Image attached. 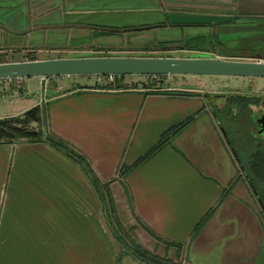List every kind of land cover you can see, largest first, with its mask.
Segmentation results:
<instances>
[{"label": "crops", "instance_id": "obj_1", "mask_svg": "<svg viewBox=\"0 0 264 264\" xmlns=\"http://www.w3.org/2000/svg\"><path fill=\"white\" fill-rule=\"evenodd\" d=\"M243 19L264 21V0H0V57L19 62L170 47L264 60L256 36L242 37L264 25H238ZM70 77L22 78L18 87L0 80V119L37 107L39 121L30 127L86 160L98 182L108 183L113 217L119 223L118 206L129 219L128 238L156 257L264 264L263 213L206 94L169 86L163 91L188 95L148 93L129 87L127 76L117 89H102L95 76ZM190 117L134 165L165 130ZM121 166L128 168L123 176ZM108 224L102 201L70 156L45 142L0 143V264H145Z\"/></svg>", "mask_w": 264, "mask_h": 264}, {"label": "trees", "instance_id": "obj_2", "mask_svg": "<svg viewBox=\"0 0 264 264\" xmlns=\"http://www.w3.org/2000/svg\"><path fill=\"white\" fill-rule=\"evenodd\" d=\"M143 49L148 50L150 47H144ZM155 49V48H152ZM157 49H159L157 47ZM99 51V50H97ZM103 51V50H100ZM105 52L113 51L112 49H105ZM107 56V55H100ZM227 57H233L229 54H226ZM264 57V56H261ZM259 58V57H258ZM27 61L36 60L34 57H27ZM146 78L149 83H132L129 84V87H135L137 84L143 89H148V93H167L174 95H188L185 92H166L163 91L164 86L160 84V80L164 77L163 75H154V76H143ZM124 76H114V82L110 84H103L100 87L102 89H117L121 87V84H117L121 81ZM161 90V91H160ZM208 97L206 96V99ZM249 106L262 107L264 108V99L256 95H229L224 99V105L222 108L213 109L209 106V110L215 120L216 113L219 114H228L229 108H236L237 111H244ZM238 115V114H237ZM192 117L183 120L180 123L173 125L164 131V133L159 137L156 144L143 156H141L134 165L138 164L142 160L146 159L152 155L156 150L162 147L169 139L170 135L177 133L182 127H184ZM39 121V111L37 107H33L25 112H23L18 117L10 118H1L0 119V143H13L18 141H28V142H45L52 148L63 152L64 154L70 156L75 160L80 166L82 172L87 177L89 183L96 191L99 199L102 201L104 213L108 220V226L112 237L124 247V249L130 253L135 259L145 264H174L168 262L167 260L156 257L155 255L144 250L141 246L134 243L128 238V236L123 232L122 227L119 225L117 220L113 217L112 208L110 204V194L108 191V183L101 184L98 182L94 174L91 172L86 160L80 156L78 153L70 149L64 142L50 135H43L41 131L36 127H30V123H38ZM219 125V124H218ZM219 129L225 136L223 139L226 145L230 148L231 151H234V147L231 146L230 140L226 135L225 129L219 125ZM234 159L238 161V169L240 170L244 180L248 184L252 194L254 195L260 210L264 216V148H256L250 155V159L247 164H239V158L237 157L236 151H234ZM128 168L119 167L117 173L120 176H123Z\"/></svg>", "mask_w": 264, "mask_h": 264}, {"label": "water", "instance_id": "obj_3", "mask_svg": "<svg viewBox=\"0 0 264 264\" xmlns=\"http://www.w3.org/2000/svg\"><path fill=\"white\" fill-rule=\"evenodd\" d=\"M106 75L264 78V62L204 55L190 58L94 56L0 63V80ZM257 123L262 130L264 116Z\"/></svg>", "mask_w": 264, "mask_h": 264}, {"label": "rangeland", "instance_id": "obj_4", "mask_svg": "<svg viewBox=\"0 0 264 264\" xmlns=\"http://www.w3.org/2000/svg\"><path fill=\"white\" fill-rule=\"evenodd\" d=\"M238 25L240 26H255V25H264V21H252V20H241ZM262 31V32H261ZM256 33L245 32L244 38L250 36H256L257 41L261 42L264 45V30L253 31ZM250 42H255L254 39ZM153 47V46H152ZM162 49H148L145 50L143 48H112L113 51L105 52L99 51L100 54H95L96 56L107 55V56H118V57H176V58H190V57H202V56H218L216 52L212 50H205V53L202 52H180L178 50H171V48L161 47ZM263 54H260V57ZM220 57V56H218ZM26 58V57H25ZM221 58V57H220ZM23 59V57H20ZM224 59V58H222ZM11 59L9 57H0V63L10 62ZM27 61V60H22ZM251 61V60H245ZM70 79L72 81L84 82L87 80L85 76H71ZM125 80L129 83H142L148 84L149 81L143 76H127ZM160 84L162 86H169L171 88H182V89H200L203 94H206L209 100L213 101L215 105L213 108H222L224 105V99L229 95H256L260 96L264 99V78H242V77H219V76H175V77H164L160 80ZM248 111L243 112L242 117L238 121L240 126H236V131L239 130L242 134L243 140H255L256 136L254 133V127L251 122L246 118V114H251L254 117H257L260 114H264V108L262 107H250ZM233 113V112H232ZM239 116L233 117V120H237ZM216 121L219 125H221L229 139L235 144L236 153L240 159L241 164H245L248 158V155L254 150V145H249L245 143L242 145L241 149H238L239 144L234 142V138L232 132L230 131L228 125H233L231 121L228 123L229 118L227 115L216 113ZM228 123V125H227ZM241 127V128H240ZM239 128V129H238ZM238 137V135H237ZM240 140V139H239ZM259 143L264 145V134L263 136H259ZM237 141V140H236ZM116 217L119 219V223L123 229V232L128 236V228H129V219L123 217L124 214L120 211V208L116 206ZM120 214V215H119ZM123 225V226H122Z\"/></svg>", "mask_w": 264, "mask_h": 264}, {"label": "flooded vegetation", "instance_id": "obj_5", "mask_svg": "<svg viewBox=\"0 0 264 264\" xmlns=\"http://www.w3.org/2000/svg\"><path fill=\"white\" fill-rule=\"evenodd\" d=\"M259 58H261V57H259ZM261 59H264V58H261ZM253 60V59H252ZM260 60V59H259ZM264 61V60H263ZM205 96H207V95H205ZM207 100V104H208V107L209 106H211L212 108H213V105H215L214 104V102L213 101H211V100H209V98H207L206 99ZM250 107H253V106H249V107H247V109H245L244 111H237L236 110V108H229V110H228V114H224V115H227V117L229 118V121H228V123L231 121V123L233 124V125H228V123H227V125H228V127H229V129H230V131L232 132V134H233V137L232 138H234V142L235 143H238L239 144V146H240V144H241V146L240 147H238V149H241L242 148V145H244L245 143H248L249 145L251 144V145H254V150L257 148H264V145H262L261 143H259V136H263V134H264V128L261 130L260 129V125L257 123V121L262 117V116H264V114H260V115H258L257 117H254V116H252L251 114H246V118L251 122V124L253 125V127H254V133H255V140H251V139H249V140H243V136H242V134L240 133V131L239 130H237L236 131V126L238 125V126H240L239 125V123H238V121L240 120V117H242V114H243V112H245L246 113V111H248L249 109H251ZM213 109H215V108H213ZM218 109V108H217ZM233 112V113H232ZM219 114V113H218ZM238 114V115H237ZM237 116H239V118L237 119V120H233V117H237ZM241 128V127H240ZM239 129V128H238ZM226 135H227V133H226ZM237 135H238V137H237ZM227 137H228V135H227ZM229 138V137H228ZM240 139V140H239ZM230 140V139H229ZM237 140V141H236ZM230 144H231V146L232 147H234L233 149H234V151H236L235 150V144H233L232 143V141L230 140ZM253 150V151H254ZM234 151H233V153H234ZM252 151V152H253ZM252 152L248 155V158H247V161H246V163L245 164H247L248 163V161H249V159H250V155L252 154ZM237 154V153H236ZM237 157H238V155H237ZM239 158V157H238ZM239 164H241V162H240V159H239ZM245 164H242V165H245Z\"/></svg>", "mask_w": 264, "mask_h": 264}, {"label": "built area", "instance_id": "obj_6", "mask_svg": "<svg viewBox=\"0 0 264 264\" xmlns=\"http://www.w3.org/2000/svg\"><path fill=\"white\" fill-rule=\"evenodd\" d=\"M255 61H259V62H264L263 60H255ZM96 77V81L98 83L101 84H110L114 82V75H106V76H95ZM44 78V77H42ZM53 78V77H51ZM19 80L20 79H5V81H7L8 83H11L12 81H15V86L18 87L19 86Z\"/></svg>", "mask_w": 264, "mask_h": 264}]
</instances>
